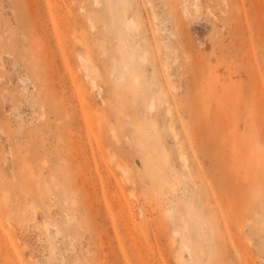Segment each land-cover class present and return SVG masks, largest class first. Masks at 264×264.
I'll return each instance as SVG.
<instances>
[{
	"label": "rangeland",
	"instance_id": "obj_1",
	"mask_svg": "<svg viewBox=\"0 0 264 264\" xmlns=\"http://www.w3.org/2000/svg\"><path fill=\"white\" fill-rule=\"evenodd\" d=\"M263 53L264 0H0V264H264Z\"/></svg>",
	"mask_w": 264,
	"mask_h": 264
},
{
	"label": "bare ground",
	"instance_id": "obj_2",
	"mask_svg": "<svg viewBox=\"0 0 264 264\" xmlns=\"http://www.w3.org/2000/svg\"><path fill=\"white\" fill-rule=\"evenodd\" d=\"M28 1H30V0H28ZM46 2H47V1H46ZM240 2H241V1H240ZM55 3H56V2H55ZM226 3H227V2H226ZM56 4H58V3H56ZM30 5H32V3H30ZM46 5L48 6L49 4H46ZM226 5H227V4H226ZM56 6H58V5H56ZM49 7H50V6H48V8H49ZM48 8H47V9H48ZM55 8H56V7H55ZM49 9L51 10V8H49ZM49 9H48V10H49ZM56 9L59 11L60 8H59V9L56 8ZM56 9H55V10H56ZM61 11H62V17H63L64 19L60 20V22L62 23L64 20H66V21H65L66 24H67V25H66V26H67L66 29H69V28H68V25L70 26V24H68L67 22L70 21V20L67 19V12L64 11V9H62ZM187 11H188V10H187ZM187 11H186V14L189 12V11H188V12H187ZM57 13H58V12H57ZM50 14H51V13H49V15H50ZM209 14H210V13H209ZM189 15H190V14H189ZM51 16H52V15H51ZM59 16H60V14H59ZM68 16H69V15H68ZM211 17H213V16L211 15ZM231 17H232V16H231ZM231 17H230V19H231ZM41 18H42V17H41ZM69 18H70V17H69ZM50 19H51V17H50ZM215 19H216V18H215ZM230 19H229V21H231ZM35 20H36V19H35ZM51 20L54 22L53 17H52ZM67 20H68V21H67ZM36 21H37V20H36ZM43 21H44V20H43ZM47 21H48V20H47ZM53 22H52V23H53ZM235 22H236V21H235ZM45 23H46V22H45ZM231 23H232V22H231ZM237 23H238V22H237ZM63 24H64V23H63ZM132 24H133L132 22H129V25H132ZM232 24H235V23L233 22ZM52 25H53V24H52ZM64 25H65V24H64ZM72 31H73V28H72ZM70 32H71V31H70ZM73 32H74V31H73ZM240 32H241V31H240ZM250 44H251V43H250ZM250 48H251V47H250ZM247 50H248V49H247ZM259 50H261V49H259ZM249 52H250V51H249ZM251 52H252V51H251ZM261 52H262V51H261ZM247 53H248V52H247ZM255 53H256V52H255ZM250 54H251V53H250ZM256 54H257V53H256ZM260 54H262V53H260ZM263 54H264V53H263ZM82 55H83V54H79V55H78V56H79V58H78V59H79V62H81L80 64H82L81 67L83 66L84 69H85L86 71H87V70L89 71V70H90L89 68H91V64L89 63V59H88V57H85L84 55H83V56H82ZM86 56H87V55H86ZM257 56H258V55H257ZM252 58L255 60V57L253 56V54H252ZM252 58H251V59H252ZM49 59H50V58H49ZM247 59H248V57H247ZM260 59H261V58H260ZM244 60H245L246 62H248V60H246L245 57H244ZM263 60H264V59H263ZM243 62H244V61H242V63H243ZM254 62H256V61H254ZM261 62H263L262 59H261ZM256 63H258V62H256ZM256 63H255V64H256ZM244 64H246V63L244 62ZM248 64H249V62H248ZM258 64H259V63H258ZM263 64H264V62H263L261 65H263ZM252 65H253V63H252V61H251V66H252ZM243 66H244V65H243ZM243 66H242V67H243ZM249 68H250V67H249ZM252 68H253V67H252ZM253 69H254V68H253ZM91 70H92V69H91ZM249 70H251V74H252V72H255V70H254V71H253L252 69H249ZM249 70H248V71H249ZM256 70H258L257 66H256ZM241 71H242V70H241ZM257 72H258V71H257ZM238 73H239V72H238ZM242 73H243V72H242ZM258 73H261V72H258ZM238 75H239V74H238ZM253 75H254V80H255V78H256L255 76H256V75H255L254 73L252 74V76H253ZM261 75H262V73H261ZM237 77H238V76H237ZM241 77H242V76H241ZM244 77H245V76H244ZM259 77H260V74H259ZM238 78H240V77H238ZM235 79H236V77H235ZM257 79H258V78H257ZM254 80H253L252 82H253V83H256L257 81L254 82ZM260 80H261V84H263L262 81H263L264 79L262 80L261 77H260ZM134 81H135L136 83H138L136 79H135ZM236 81L238 82V80H236ZM248 83H249V82H248ZM249 84H250V83H249ZM249 84H248V85H249ZM92 85H93V82H92ZM253 85H254V84H253ZM246 87H247V86H246ZM262 87H263V86H262ZM254 89H255V88H254ZM162 91H163V90H162ZM253 91H254V90H253ZM255 91H256V89H255ZM257 92H258V91H257ZM162 93H164V92H162ZM162 93L160 92L159 95H162ZM258 93H259V92H258ZM165 96H166V95H165ZM261 96H262V95H261V93H260V97H261ZM161 97L163 98V100L166 98V97H164L163 95H162ZM260 97H259V98H260ZM253 98H254V97H253ZM156 99H157V98H156ZM261 99H262V98H261ZM261 99H260V100H261ZM154 101H155L154 99H151L150 102L148 103V107H147L148 109H147V110H148L149 112H152L153 110L156 109V107H155V105H154ZM166 101H167V100H166ZM261 101H262V100H261ZM261 101H260L259 107H260V105H262V104L264 103V102L262 103ZM164 103L166 104V103H168V102H165V100H164ZM263 105H264V104H263ZM168 106H169V105H168ZM256 106H258V105H256ZM259 107H257V108H259ZM255 108H256V107H255ZM260 108H261V107H260ZM260 108H259V112H261ZM262 108H264V107H262ZM170 109H171V108H167V105H166V114H167V115H170V114H171V111H172V110H170ZM263 112H264V111H263ZM256 114H258V119H259V118H260L259 113H256ZM259 120H260V119H259ZM171 131H172V133H173V135H174L175 140H177V139H178V136H177V133H176L175 129L173 128V126H171ZM179 147H181V145H180ZM77 151H78V150H77ZM58 153H59V152H58ZM178 153H179V160H180L181 163L183 164V168L186 169V170H188V169H189V165H188V159H187L186 155L183 153L182 150H181V151L179 150ZM60 156H61V155H60ZM59 158H60V157H59ZM110 158H111V157H110ZM120 165H121V164H120ZM61 166H62V165H61ZM61 168H62V167H61ZM81 168H82V167H81ZM83 168H85V167L83 166ZM83 168H82V169H83ZM123 168H125V167H123ZM65 169H66V168H65ZM85 169H86V168H85ZM83 170H84V169H83ZM121 171H122V168H121ZM64 173H65V171H64ZM123 173H124V176H125V174H127L125 170H123ZM187 176H190V175L187 174ZM100 177H101V176H100ZM126 177H127V176H126ZM126 177H125V179H127ZM107 179H108V178H107ZM86 180H87V179H86ZM105 180H106V179H105ZM116 180H117V179H116ZM82 181H83V180H82ZM107 181H108V180H107ZM116 182H117V184L119 185V182H120V181L117 180ZM261 182H262V181H261ZM83 183H84V182H83ZM105 183H106V182H105ZM65 185L67 186V184H65ZM255 185H256V184H255ZM93 186H94V185H93ZM120 186H121V185H120ZM83 187H84V186H83ZM108 187H109V186H108ZM121 187H122V186H121ZM67 188H68V187H67ZM81 188H82V187H81ZM69 189H70V188H69ZM74 189H76V187H75ZM84 189H85V187H84ZM119 189H120V188H119ZM72 190H73V189H72ZM74 191H75V190H74ZM88 191H89V190H88ZM95 191H96V189H95ZM101 191H102V190H101ZM115 191H116V190H115ZM84 192H85V191H84ZM89 192H90V191H89ZM113 192H114V190H113ZM123 192H124V191H123ZM85 193H86V192H85ZM92 193H93V192H92ZM118 193H119V192H118ZM89 194H90V193H89ZM125 195H126V194H125ZM90 196H91V195H90ZM92 196H93V195H92ZM111 196H112V195H111ZM87 197H88V195H87V193H86V198H87ZM262 197H263V196H262ZM262 197H261V198H262ZM88 198H89V197H88ZM113 198H114V197H113ZM122 198H123V195H122ZM213 198H214V197H213ZM123 199H124V198H123ZM256 199H257V198H256ZM262 199H263V198H262ZM103 200H104V199H103ZM116 200H117V199H116ZM214 200L216 201L215 198H214ZM217 200H218V199H217ZM262 201H263V200H262ZM262 201H261V202H262ZM74 202H75V201H74ZM93 203H94V202H92V204H93ZM95 203H96V201H95ZM257 203H258V202H257ZM263 203H264V202H263ZM104 204H105V203H104ZM105 205H106V204H105ZM263 205H264V204H263ZM241 206H244V205L241 203ZM241 206L239 207L240 209H241V208H244V207H241ZM217 207L219 208V206H217ZM91 208H93V207L91 206ZM113 208H114V207H113ZM115 208H116V206H115ZM239 208H238V209H239ZM257 208H259L258 205H257ZM222 211H223V210H222ZM91 212H92V210H91ZM114 212H116V211H114ZM120 212H121V211H120ZM130 212H131V211H130ZM121 213H122V212H121ZM124 213H125V212H124ZM254 213H255V212H254ZM258 213H259V212H258ZM260 213H261V212H260ZM263 213H264V212H263ZM165 214L171 216V215L173 214V207L170 206L168 209H166ZM263 215H264V214H263ZM256 217H257V216H256ZM263 217H264V216H263ZM122 219H124V218H122ZM250 220H251V218H250ZM161 221H162V220H161ZM163 221H164V220H163ZM258 221H259V220H258ZM93 222H94V221H93ZM226 223H228V222H226ZM105 224H106V223H105ZM114 224H115V223H114ZM163 224H164V223H163ZM96 225H97V224H96ZM117 225H118V224H117ZM164 225H165V224H164ZM94 226H95V225H94ZM230 226H231V225H230ZM232 226H233V225H232ZM96 227H97V226H96ZM159 227H160V225H159ZM98 228H99V227H97V230H98ZM126 228H127V227H126ZM239 228H241V227H239ZM56 229H57V228H56ZM142 229H143V228L141 227V230H142ZM161 229H162V228H161ZM237 229H238V228H237ZM58 230H59V229H58ZM58 230H57V231H58ZM97 230H96V231H97ZM164 230H165V229H163V231H164ZM241 230H242V229H241ZM142 231H143V230H142ZM161 231H162V230H161ZM237 231H238V230H237ZM97 232H99V231H97ZM128 232H131V231L129 230ZM231 232H232V231H231ZM239 232H240V231H239ZM59 233H60V232H59ZM118 233H119V232H118ZM120 233H121V232H120ZM122 233H123V232H122ZM136 233H137V232H136ZM142 233H143V232H142ZM142 233H141V234H142ZM234 233H235V230H234ZM234 233H233V234H234ZM57 234H58V233H57ZM101 234H102V233H101ZM126 235H127V234H126ZM135 235H136V234H135ZM137 235H138V234H137ZM142 235H143V234H142ZM234 235H235V234H234ZM240 235H241V234H240ZM102 236H103V235H102ZM128 236H129V235H128ZM131 236H133V234H131ZM100 237H101V235H100ZM181 237H182V239H183V243L186 245V239L184 238L183 235H182ZM96 238H97V237H96ZM136 238H137V237H136ZM136 238H135V239H136ZM145 238H146V237H145ZM98 239H99V238H98ZM101 239H102V238H101ZM101 239H100V240H101ZM126 239H127V238H126ZM128 240H129V238H128ZM137 241H138V240H137ZM146 241H147V240H146ZM98 242H99V241H98ZM100 242H101V241H100ZM100 242H99V243H100ZM117 242H118V240H117ZM130 242H131V241H130ZM122 243H123V242H122ZM120 244H121V243H120ZM104 246H105V245H104ZM110 246H111V245H110ZM240 246H241V245H239V247H240ZM97 247H98V246H97ZM106 248H108V247L106 246ZM240 248H241V247H240ZM99 249H100V248H99ZM241 249H242V248H241ZM241 249H240V251H241ZM100 250H101V249H100ZM100 250H99V252H100ZM102 250H103V249H102ZM106 250H107V249H106ZM134 250H135V249H134ZM104 252H105V250H104ZM105 253H106V252H105ZM107 253H108V252H107ZM100 254H101V253H100ZM108 257H109V256H108ZM178 258H180V257H178ZM110 259H111V258H110ZM110 259H108V261H109ZM116 260H117V259H116ZM116 260H115V262H116ZM104 264H105V263H104Z\"/></svg>",
	"mask_w": 264,
	"mask_h": 264
}]
</instances>
